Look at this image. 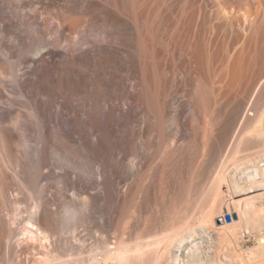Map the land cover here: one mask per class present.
Segmentation results:
<instances>
[{
  "label": "bare ground",
  "instance_id": "1",
  "mask_svg": "<svg viewBox=\"0 0 264 264\" xmlns=\"http://www.w3.org/2000/svg\"><path fill=\"white\" fill-rule=\"evenodd\" d=\"M52 10L69 25L51 24L41 15L50 17ZM92 27L104 29L94 37ZM258 85L264 88V0H0V102L9 105H0V138L6 140V130L17 134L18 160L12 163L4 155V163L13 165L20 183L30 166L34 182L97 184L109 193L112 208L116 186L151 183L168 150L200 118L209 116L205 142L217 139V105L222 103L227 118L239 104L243 109L249 86ZM258 92L257 104L264 97ZM253 105L249 114L250 106L244 115L233 114V127H223L230 132V146L201 189L203 202L189 198L190 208L187 201L177 211L167 208V217V205L164 211L159 206L165 219L148 227L150 232L142 228L126 238L125 232L114 231L110 241L90 251L88 264H224L218 257L224 247L232 264H264L263 204L255 206L246 196L248 209L243 204L242 209L238 198L222 199L223 187L235 191L237 175L245 170L264 180V101L259 108ZM25 113L37 126L34 138ZM57 141L76 151L60 150ZM200 155L193 159L195 172ZM47 167L56 169L43 172ZM33 208L35 216L22 234L36 228L47 236L35 222L40 205ZM18 210L23 213L13 207V216ZM232 212L238 217L226 220ZM201 244L214 248L210 256ZM56 257L43 264H69Z\"/></svg>",
  "mask_w": 264,
  "mask_h": 264
},
{
  "label": "rangeland",
  "instance_id": "2",
  "mask_svg": "<svg viewBox=\"0 0 264 264\" xmlns=\"http://www.w3.org/2000/svg\"><path fill=\"white\" fill-rule=\"evenodd\" d=\"M51 13L53 15H50V17L48 13H43L41 15L47 16L51 24L61 22L62 27L69 25V21H67L66 18L62 17L63 19H61L59 16L60 12L52 10ZM57 16L60 18L58 19ZM53 18L55 19L53 20ZM101 28L104 29V27H100L95 30V27H92L91 35L96 37V32L102 31ZM109 28L110 27H108V29ZM93 32H95V34ZM14 50L16 53L19 51V49L16 48ZM51 86L56 88L54 84ZM249 87L252 88L245 91L247 94L244 95L247 96L251 92V96H247L246 98L248 99H245L243 95L241 97L239 96L238 99L239 104L240 100H242L244 97L241 101V106L243 105L241 108L246 110L250 106L248 112L246 110V114H249L250 110V112H253L254 109L251 107L253 104V107L259 108L258 106H261L260 103L264 101L263 97V101L260 100L261 102L259 101L258 104L256 103V94L260 93L258 91L263 92L261 95L263 94L264 96V90H261L263 88H261V85ZM253 88L254 90L252 92ZM41 96L44 97V95ZM244 101L245 103H242ZM253 101L255 103L252 104ZM246 103L248 104L245 105ZM0 105L4 108L9 107L7 103L1 104L0 102ZM15 107H19V105H16ZM236 108L241 110L240 104L239 107ZM236 108H233V110H237ZM243 109L240 112H237L238 110H234L233 114L235 116L237 115V117L240 115V113L244 115L245 111L243 112ZM223 110L224 107L222 106V103H219L214 113V118L216 119L214 120V123L219 130L221 129V132L219 131L217 136L218 141H216L217 139L213 141L210 139L209 142H205L207 138L209 139V120H207L209 119V114L207 115L208 117L204 119V113H201L200 117L203 116L204 118H200L199 125L191 127L190 130H188L189 132L187 137L179 141L176 147L171 148V151L170 149L168 150L164 160L165 162H163L164 167L162 168V165L161 168L156 172V175L151 183H146L141 187L133 183H120L116 186V190H113V193L115 192L114 194L116 195L117 199L112 202V208H110L109 204L111 200L109 199L111 198L108 195L109 193H107L109 197L108 198L106 197L107 195L103 191L102 187L97 184L86 182L77 184L76 182L68 180H41L40 182H34L32 180L34 176V169L30 166H26V168H24L26 180L20 183L15 178L13 165H6L4 163V155L12 163H15L18 160L16 146L18 138L16 136L17 134L16 132L6 130L4 132L6 140L0 138V264H43L46 262L43 259L48 260V262L53 261V259L56 256L58 257V255L61 259H65V261H67L69 264L79 263L77 260L78 258L81 259V264H88L90 261V251L95 248L98 249L100 244H102L105 240L110 241L114 237V231H116V233L125 232L126 238H133L136 232L139 231L138 229L144 228L145 233H148L146 230H151L152 224L159 222V220L161 221L165 219L163 218L164 215L165 217H167L166 215L169 216V214H167L168 209L174 207L173 210L177 211L178 209H181L187 202L189 203H187L186 207L190 208L191 204L193 203L188 201L189 198L192 199L196 197L195 199L197 200V198L202 199L204 196H206L204 193L203 196L202 193L200 194V192L206 189V185L208 186L210 179L214 175V172L218 170L230 146V140L227 139L230 138V132L223 127H233V125H235L234 123H236L234 121L235 116L231 112L233 117H231L230 114L227 116V118H225L222 115L224 112ZM9 114H13L12 110L8 113V115ZM24 116L27 121H31L32 129L30 134L31 137L34 138L37 133V126L29 114L25 113ZM249 117H251V115ZM223 120L225 124L223 123ZM204 132L207 133L206 136L203 135L205 134ZM51 140L50 143L53 141ZM54 142L56 144V141H53V143ZM57 142L59 144L57 143L58 145L56 146L60 150H66L70 152L76 151L71 144L69 145L62 144L59 141ZM211 144H213V146ZM117 145H119V143H117ZM197 149V153H199V155L201 154V165L195 172L194 160L195 156L197 155ZM201 149L203 151H201ZM252 150L255 149L252 148ZM85 160L86 162L91 161L89 156H87ZM55 169V167H47L43 170V172L52 173L55 171ZM247 171L248 170H245L242 174L237 175L235 191L234 189H231L229 192H227V189L223 187L224 195L222 194V199L224 200L225 198L224 201L228 200L227 202H230L232 201L231 199L233 197L238 198L237 200L241 201L242 206L243 203L247 202H244V199L247 196L246 199L250 202L254 200V205L256 204L255 206H259L260 204H263L264 206V180H260L262 177L258 175L257 172L251 173V170H249V172ZM231 175L233 174L231 173ZM239 186L241 187L239 188ZM137 188L141 189V191H139ZM136 190L138 191V194H134ZM124 193L126 194L125 196ZM198 194L202 196H199ZM164 199L166 203L164 202ZM194 200L192 199L191 201L194 202ZM183 202H185L184 205H182ZM201 202L203 201L201 200ZM35 205H40L41 210H39L40 213L36 215L37 219H35V222L38 224L40 223V227L48 231L47 236H44V234L39 230H36V228L31 235L22 234V228L29 227L28 224V226L26 225L28 218L30 216H35L33 213V207ZM162 205H167L166 209L168 208L167 212H164V215L161 214L165 208ZM243 205L244 208L248 209L245 204ZM159 206L163 207V209L161 207L162 211L160 210ZM13 207L21 208L23 213H18V210L14 214V217L12 214V212L14 213ZM244 208L242 206V209ZM110 210L112 214L109 220H107ZM157 210H159L160 213ZM245 210H243V212H245ZM159 214H161V216H159ZM226 215H229V217L231 216L230 219L238 217L236 212H232L231 214L226 213L225 219ZM244 215L245 214L242 216L245 217ZM11 217H13L14 221ZM160 217L161 219H159ZM218 220L219 218L217 217L216 221L220 224L221 221ZM75 224L77 229L73 232L72 227L75 226ZM245 232V235L249 234V228L245 229L244 233ZM214 242H212L213 245ZM201 246L203 248H201V250L207 251L208 253H206L208 255L209 251L214 249L210 247V249L207 248V250L205 247H203L205 244H201ZM224 250L226 251V247H224L222 251ZM222 251V254H220L222 256H218L221 260L220 262H225L224 264L229 262L232 264V261H229L230 258L224 255L225 251ZM244 256L246 257V252ZM52 257L53 259L51 260ZM202 263L206 264L205 261H202L201 264ZM181 264H183L182 261Z\"/></svg>",
  "mask_w": 264,
  "mask_h": 264
},
{
  "label": "water",
  "instance_id": "3",
  "mask_svg": "<svg viewBox=\"0 0 264 264\" xmlns=\"http://www.w3.org/2000/svg\"><path fill=\"white\" fill-rule=\"evenodd\" d=\"M226 219H227V220H230V217H229V215H226Z\"/></svg>",
  "mask_w": 264,
  "mask_h": 264
}]
</instances>
